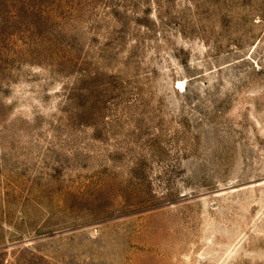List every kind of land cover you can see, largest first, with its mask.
Segmentation results:
<instances>
[{"label": "rangeland", "instance_id": "obj_1", "mask_svg": "<svg viewBox=\"0 0 264 264\" xmlns=\"http://www.w3.org/2000/svg\"><path fill=\"white\" fill-rule=\"evenodd\" d=\"M0 264H264V0H0Z\"/></svg>", "mask_w": 264, "mask_h": 264}, {"label": "bare ground", "instance_id": "obj_2", "mask_svg": "<svg viewBox=\"0 0 264 264\" xmlns=\"http://www.w3.org/2000/svg\"><path fill=\"white\" fill-rule=\"evenodd\" d=\"M179 83V82H178Z\"/></svg>", "mask_w": 264, "mask_h": 264}]
</instances>
